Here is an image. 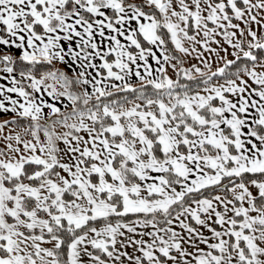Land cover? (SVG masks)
Masks as SVG:
<instances>
[{
	"label": "snow or ice",
	"instance_id": "obj_1",
	"mask_svg": "<svg viewBox=\"0 0 264 264\" xmlns=\"http://www.w3.org/2000/svg\"><path fill=\"white\" fill-rule=\"evenodd\" d=\"M0 113V264H264V0H0Z\"/></svg>",
	"mask_w": 264,
	"mask_h": 264
},
{
	"label": "crops",
	"instance_id": "obj_2",
	"mask_svg": "<svg viewBox=\"0 0 264 264\" xmlns=\"http://www.w3.org/2000/svg\"><path fill=\"white\" fill-rule=\"evenodd\" d=\"M217 38L219 39L220 37H217ZM213 46L215 47L214 44H213ZM225 46H227V45H225ZM198 47H200V46L198 45ZM230 51H231V49H230ZM181 55L185 56L186 65L187 66H189L191 64H198L199 66L203 67V64H200V60L203 59L202 57H197V56H195L192 53H189L188 55H185L184 53H181ZM221 55H223V53H221ZM204 56L205 57H209V53L207 51H205ZM227 58L228 59H233V57L231 55H229ZM209 59H210L211 67L206 69L207 71L214 70L216 67L219 66V64L217 63V57H216L215 54H212V56L209 57ZM219 63H223V61L221 60ZM3 118H5L4 114L0 113V119H3Z\"/></svg>",
	"mask_w": 264,
	"mask_h": 264
},
{
	"label": "trees",
	"instance_id": "obj_3",
	"mask_svg": "<svg viewBox=\"0 0 264 264\" xmlns=\"http://www.w3.org/2000/svg\"><path fill=\"white\" fill-rule=\"evenodd\" d=\"M168 47H169V49H170L171 51L175 52V54H176L181 60H183L184 65L187 66V65H186V58H185V56H184V55H181V53H180L178 50H175V49H174V46H172L171 44H169ZM173 62H175V61H173ZM236 66H238V65H236ZM233 67H235V66H233ZM211 71H214V70H211ZM196 75L199 76V74H196ZM212 82H213V83H223V79L220 78V77H214ZM205 194H208V193H205Z\"/></svg>",
	"mask_w": 264,
	"mask_h": 264
},
{
	"label": "rangeland",
	"instance_id": "obj_4",
	"mask_svg": "<svg viewBox=\"0 0 264 264\" xmlns=\"http://www.w3.org/2000/svg\"><path fill=\"white\" fill-rule=\"evenodd\" d=\"M214 68V67H213ZM167 71H168V74L170 75V76H173V78H175V76H174V70L171 68V67H168V69H167ZM211 71V70H210ZM246 79H248L247 77H245ZM250 83H251V81H249ZM6 118V117H5ZM230 195V194H229ZM230 214V213H229ZM204 231L205 232H207V229L205 228L204 229ZM145 238H147V237H145ZM201 247H205L203 244H201L200 245ZM129 251H131V249H129ZM82 259H88V257H82Z\"/></svg>",
	"mask_w": 264,
	"mask_h": 264
}]
</instances>
